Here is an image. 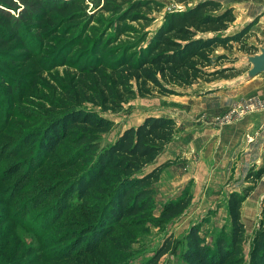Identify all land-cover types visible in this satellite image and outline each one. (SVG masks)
I'll return each mask as SVG.
<instances>
[{"label":"rangeland","instance_id":"rangeland-1","mask_svg":"<svg viewBox=\"0 0 264 264\" xmlns=\"http://www.w3.org/2000/svg\"><path fill=\"white\" fill-rule=\"evenodd\" d=\"M39 1L0 0V10L8 12L23 25V30L18 34H22L25 39H31L34 35L33 29H28L20 20L22 10L25 5H29L28 9H33L30 5ZM154 1L161 5L151 7L148 21L120 20L121 15L118 13H108L102 9L107 0H85L86 15L92 19L88 22L89 18L83 17L79 20V25L70 26L71 28L66 27L72 20L70 16L74 11L83 9L81 4L64 14L52 11L46 21L49 24H46L54 29H48L50 32L43 41L34 37L36 50L27 59L22 58L24 45L17 44L15 36L10 38L13 40L0 53V264H126L125 258L127 264H144L172 236L175 240L174 250L165 254L158 264H183L184 238L193 226L200 227L207 243H212L223 228L230 227L229 197L233 192H242L247 184L248 174L257 172L259 167L240 171L242 176H235V171L233 174L222 169L215 171L212 165H203V169L193 163L198 169L194 167L186 172L190 174L189 178L181 179L180 182V158H177L171 161L173 164L165 169L167 173L164 174V171L161 180L155 185V205L150 208V212L140 215L141 219H135L136 222L129 219L115 229L116 233L129 239L130 245L125 247L131 248L130 255L126 254V250L119 251L116 246L106 242L95 254L87 253L71 259L66 255L76 246L78 233L85 234V231L91 230L92 235L101 230V225L96 222L99 215L91 205L74 212L62 208L63 211L60 212L59 200L67 202L72 176L78 173L76 168L66 165L73 156L72 142L67 140L57 149L56 155L48 158L39 156L37 150L29 152L21 141L29 129L48 117L49 114L45 111L51 110L43 103L49 99H58L62 87L77 78L79 68L85 63L98 57L109 63L115 58L119 59L122 53H130L135 48L146 45L167 12L193 7L205 0ZM216 1L222 3L221 11L231 7L237 16V20L226 32L227 35L236 34L254 23L247 42L257 47L264 43V13L261 12L264 5L257 6V2L264 3V0ZM127 6L123 5L124 11ZM2 30L5 31L6 28ZM109 39L112 41L109 42ZM41 42L44 44L41 45ZM97 52H102L103 57L97 55ZM248 53L242 51L241 44H234L231 49H219L215 56L225 55L227 59L220 61L212 70L228 71L210 81H200L199 86H192L194 88L189 91L199 90L201 86H229L232 82L243 80L248 68L244 57L250 55ZM241 64H245L243 69L235 68ZM4 84L9 87L8 90ZM184 90L188 89H177L180 95L174 96L137 97L130 100L122 112L105 114L115 121L116 127L110 133L102 135V146L112 144L123 131L131 125H140L150 115L178 110L180 100L194 102L182 95ZM187 105L192 107L191 103ZM241 106L249 111L259 109L264 107V99L252 98L236 102L213 118L223 122ZM95 109L101 112L100 108ZM249 115L251 114L233 120L231 124ZM179 132L180 128L176 129V136H179ZM13 164L19 166V170L8 176ZM250 181L253 182V179ZM261 181L262 179L257 181L255 191L242 208L248 234L246 253L250 249L249 241L264 219V182L259 184ZM189 182H193L189 189L193 194L189 209L172 220H162L161 211L169 202L180 198ZM47 219L53 221L48 222Z\"/></svg>","mask_w":264,"mask_h":264},{"label":"trees","instance_id":"trees-1","mask_svg":"<svg viewBox=\"0 0 264 264\" xmlns=\"http://www.w3.org/2000/svg\"><path fill=\"white\" fill-rule=\"evenodd\" d=\"M80 4L83 9L74 11L70 24L66 26L71 28L79 25L83 17L89 18L85 0H40L30 5L33 9L24 4L20 20L28 29H33L35 38L43 41L50 32L48 29H54L46 22L52 11L64 14ZM125 4L128 6L124 11ZM153 5L161 4L154 0H107L102 9L118 13L120 20L136 22L148 21ZM221 10L222 3L216 0L187 6L185 11L171 10L165 14L146 45L135 48L134 52L122 53L119 59L109 63L99 57L85 63L79 68L77 78L62 87L58 99L43 103L51 110L45 111L48 117L21 138L26 150H37L39 156L48 158L56 155L57 149L67 140L72 142L73 156L66 165L76 168L78 173L72 176L67 202L59 200L60 212L62 208L74 212L91 205L99 215L96 222L101 225V230L92 235L91 230L85 234L78 233L76 246L67 257L73 259L87 253L95 254L106 242L130 255L131 248L125 247L130 245L129 239L116 233L115 229L129 219L139 220L140 215L150 212L155 205V185L165 169L173 164L172 160L159 164L158 159L175 141V118L150 115L140 125L123 131L112 144L102 146V135L116 127L115 121L105 114L122 112L125 105L137 97L180 95L177 89L190 88L202 80L210 81L222 75L228 70H212L220 61L227 59L225 55L215 56L221 48L231 49L234 44H241L242 51L250 55L259 52L257 46L247 42L254 23L236 34L227 35L237 16L231 7ZM22 30L23 25L18 19L0 10V53L4 52L13 36L17 44L24 45L22 58L27 59L36 50L35 38H23L18 34ZM102 54L97 52L100 57ZM95 108H100L101 112ZM18 170L19 166L13 164L7 175H14ZM263 176L264 166H261L257 172L248 174L242 192L230 195V227L223 228L212 243L206 242L199 226L191 228L184 238L183 264H264V219L249 241L250 249L246 253L248 234L242 213L244 203ZM191 183L193 185L189 182L179 199L169 202L161 211L162 220H172L189 209L193 202V194L189 191ZM174 242L173 236L167 239L155 256L144 264H158L165 254L174 250ZM124 261L128 263L126 258Z\"/></svg>","mask_w":264,"mask_h":264},{"label":"crops","instance_id":"crops-1","mask_svg":"<svg viewBox=\"0 0 264 264\" xmlns=\"http://www.w3.org/2000/svg\"><path fill=\"white\" fill-rule=\"evenodd\" d=\"M257 4L258 7L264 5L263 2H257ZM261 12L264 13V10L261 9ZM261 46H264V43L258 48ZM247 65L248 71L251 65ZM244 66L245 64H241L235 68L241 70ZM196 85L199 86L200 83ZM228 85L201 86L199 90L189 91L195 87L194 85L182 93L194 102L180 100L178 110H169L166 114L155 115L175 118L177 127L180 128L179 136H176L175 141L168 146L160 158L163 162L180 158V182L181 179L189 178L190 174L186 172L194 167L198 169L196 165L203 169V165H210V167L212 165L215 171L222 169L232 174L235 171L237 172L235 176L238 174L242 176L240 171H249L250 168L264 166V111L251 114L243 120L224 127L213 118L225 112L236 102L252 98L264 99V73L251 80L244 78ZM187 103H191L192 107ZM130 127L136 126L131 125ZM161 161L160 163H163ZM193 163L196 165L194 166ZM235 166H237L236 169ZM263 182L264 177L259 184ZM262 196H264L263 193Z\"/></svg>","mask_w":264,"mask_h":264},{"label":"water","instance_id":"water-1","mask_svg":"<svg viewBox=\"0 0 264 264\" xmlns=\"http://www.w3.org/2000/svg\"><path fill=\"white\" fill-rule=\"evenodd\" d=\"M185 10L181 9V11ZM244 62L251 65V68L246 73L245 80H251L264 73V46L259 47V53L245 56Z\"/></svg>","mask_w":264,"mask_h":264},{"label":"built area","instance_id":"built-area-1","mask_svg":"<svg viewBox=\"0 0 264 264\" xmlns=\"http://www.w3.org/2000/svg\"><path fill=\"white\" fill-rule=\"evenodd\" d=\"M241 108H237V110L233 111L231 113V115H229L227 117L226 120H223V122H222V120H219V119L216 122L221 124V125H224V124L230 125L232 123L231 121H233V120H237V119L242 118V117H244V116H246L248 114H254V113H258V112L264 111V107H261L259 109L256 108V109H253L251 111H249L248 109H244L242 106H241Z\"/></svg>","mask_w":264,"mask_h":264}]
</instances>
